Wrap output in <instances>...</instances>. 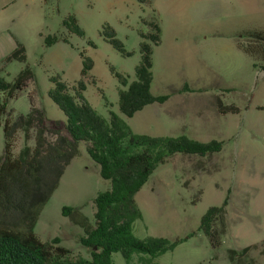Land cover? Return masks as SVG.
Here are the masks:
<instances>
[{"label":"rangeland","instance_id":"374dc122","mask_svg":"<svg viewBox=\"0 0 264 264\" xmlns=\"http://www.w3.org/2000/svg\"><path fill=\"white\" fill-rule=\"evenodd\" d=\"M260 1L0 0V75L12 81L23 67L15 60L2 62L14 40L25 47L34 73V80L28 82L30 93H18L6 103L2 118L27 113L34 100L47 117L65 120L47 96L51 77L59 75L70 86L82 79L84 100L106 119L110 111L121 116L133 133L185 134L199 141H224L219 153L172 156L136 193L141 218L133 222L135 236L183 239L152 264H264V71L253 67L254 60L236 47L242 31L264 30V4ZM154 15L161 41L153 47L150 91L171 96L163 104L147 105L125 117L117 104L120 85L115 72L128 81L134 79L140 34L148 31L146 21ZM68 16L76 19L82 36L68 32L63 25ZM104 25L113 28L130 55H122L104 39ZM53 34L59 36L58 41L46 46L44 38ZM64 37L67 42L62 41ZM80 53L93 62L84 78ZM184 83L193 91L178 93ZM216 98L240 111L219 114ZM33 135L31 130L24 140L19 131L13 151L18 153L24 144L32 147ZM78 149L43 207L34 232L41 241L58 237L72 257L89 258V249L80 243L82 230L61 214V207H77L92 220V199L110 184L101 178L99 166L87 155L83 143ZM2 151L0 126V155ZM228 190L226 234L221 246L213 248L198 230L200 217L209 206L220 205ZM245 246L250 249L241 255ZM229 249L235 250L231 260ZM112 260L125 264L119 252L112 253ZM131 264H141L138 256Z\"/></svg>","mask_w":264,"mask_h":264},{"label":"trees","instance_id":"16d2710c","mask_svg":"<svg viewBox=\"0 0 264 264\" xmlns=\"http://www.w3.org/2000/svg\"><path fill=\"white\" fill-rule=\"evenodd\" d=\"M149 2L150 0H140ZM149 29L141 33L140 60L134 69V79L115 72L119 81L118 108L125 117H132L145 106L166 102L171 94H152L153 47L160 44L161 29L154 15L146 21ZM68 32L82 36V28L76 19L63 20ZM104 39L122 55H130L122 41L109 25H104ZM243 38L236 46L253 60V67L264 71V30L250 28L242 31ZM59 36L47 35L44 44L56 43ZM67 42V39L61 38ZM15 47L2 62L15 60L23 67L12 81L0 75V126L3 131V151L0 155V264H113L112 253L119 252L125 264H131L138 256L141 264H152L165 252L172 251L181 238L160 236L137 237L132 232L133 222L141 218L135 195L148 181L154 170L174 155L205 157L219 153L223 140L199 141L185 134L177 136H149L133 133L127 122L115 112L106 119L83 98L82 79L77 86H70L59 75L52 76L48 98L62 111L65 120L51 119L44 109L32 104L25 114L11 119L5 113L9 99L25 92L34 73L27 62L25 47L15 40ZM81 76L86 77L93 62L83 53ZM192 92L188 84L178 93ZM215 108L221 115L240 111L234 104H225L219 98ZM246 110L249 109L247 105ZM263 109V108H262ZM34 131L33 146L24 144L14 153V139L23 131L24 140ZM83 143L87 155L99 166L101 178L109 181V188L98 192L92 199L93 219L80 209L64 205L61 214L82 230L80 243L89 249V258L72 257L69 249L60 245L58 237L41 241L34 232L39 215L58 187L59 180L71 160L79 154ZM228 193L220 205L209 206L200 217L198 230L213 248H218L226 234V206ZM250 246L241 249L245 255ZM235 250H228L231 260ZM251 264V263H249Z\"/></svg>","mask_w":264,"mask_h":264},{"label":"crops","instance_id":"0c3cea01","mask_svg":"<svg viewBox=\"0 0 264 264\" xmlns=\"http://www.w3.org/2000/svg\"><path fill=\"white\" fill-rule=\"evenodd\" d=\"M264 2V0H261L260 1V4L262 5V4H264L263 3ZM0 5H2V4H0ZM15 40H14V45H13V48H12V50L14 49V47H15ZM237 47V46H236ZM237 49H238V47H237ZM240 50V49H239ZM241 51V50H240ZM25 92H26V94L28 95V93H30V84L28 83V86H27V88H26V90H25ZM4 96V94L3 93H0V97H3ZM15 98V97H14ZM14 98H12V99H14ZM12 99H9L8 101H7V104H8V102L10 101V100H12ZM182 99H184V97H182ZM163 104V103H162ZM32 105L34 106V107H37V108H41L42 107V105H39L38 103H35V101L33 100V102H32ZM196 121V120H195ZM193 123H191V125H192ZM185 125V124H184ZM183 125V126H184ZM183 126H181V127H183ZM15 153V152H14Z\"/></svg>","mask_w":264,"mask_h":264}]
</instances>
